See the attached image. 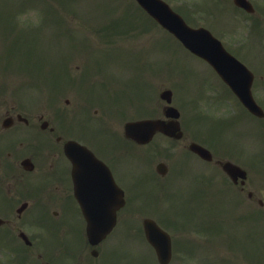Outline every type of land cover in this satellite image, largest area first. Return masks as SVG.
<instances>
[{
    "label": "flooded vegetation",
    "instance_id": "flooded-vegetation-1",
    "mask_svg": "<svg viewBox=\"0 0 264 264\" xmlns=\"http://www.w3.org/2000/svg\"><path fill=\"white\" fill-rule=\"evenodd\" d=\"M67 112L66 108L58 106L38 114L25 112L20 105L0 93V209L5 210L2 212L5 216L12 215L14 211V202L1 196L5 187L27 185L21 192L22 196L30 198H34L33 192L47 188L43 200L41 193V199L34 205L35 212L27 215L23 224V230L30 239L29 250L37 256H42L38 247L42 246V228L46 223L44 215L55 214L56 226L82 220L76 194L79 187L96 186L100 189L101 185L109 187L112 181L117 191L120 188L124 190L126 198V203L117 210V223L137 222L134 221L135 216L128 215L140 211L136 207L140 193L156 167L154 158L143 151V146L127 139L123 130V137L118 135L103 112L98 113L95 109L93 113H88L92 124L100 126L93 133H89L91 128L86 124L75 127L71 121H60L66 118ZM74 112H79V107L74 108ZM21 114L27 120L22 119ZM69 139L88 145L101 161L80 163L75 170L74 163L64 153L65 142ZM104 192L97 199L98 203L105 200ZM92 203H96L94 195ZM58 237L63 238L65 246L72 249L68 254L75 256L78 247L88 245L78 234L64 233L63 227L58 231ZM104 264H111L110 257L104 260Z\"/></svg>",
    "mask_w": 264,
    "mask_h": 264
},
{
    "label": "rangeland",
    "instance_id": "rangeland-1",
    "mask_svg": "<svg viewBox=\"0 0 264 264\" xmlns=\"http://www.w3.org/2000/svg\"><path fill=\"white\" fill-rule=\"evenodd\" d=\"M90 0H78V7L77 11L79 15H90V10L93 15H96L93 19L96 20V23L103 24L104 20H108V17H103L99 14L105 12L106 10L110 9L111 7L115 6V3L110 0H103L97 4L94 5V7H91ZM116 2H118L116 0ZM120 5L118 8L122 10L117 11V13L114 12L112 14V17L114 18H120L123 17V14L126 15V5L129 6L128 2L125 0H119ZM118 2V3H119ZM68 8L74 9L71 4L68 5ZM26 9H38L39 13L42 11V0H0V58H4V61L10 60L12 63H30V64H37L39 66L42 65V58L47 57L49 59L54 58L56 55L53 53V49L56 45L61 46L62 48H69V45H71V42L74 40V36L76 34V30L83 29L85 26H83V22L81 21L80 17H74V19L71 17V15L67 12H65V16L68 19V25L67 23L62 19L64 18V14L59 11V9L54 5H49L48 10L53 15L54 21L49 26V18L47 21L43 22L42 25L39 23V15L36 14L29 15L30 21L25 20L24 22L28 24L29 26L26 28L18 29V25L16 23V15L17 12L21 13ZM75 10V9H74ZM88 10V13L85 11ZM77 14V15H78ZM57 17V19H56ZM62 17V18H58ZM144 17V16H143ZM91 18V17H86ZM132 22V17L125 16L122 25L123 27H127ZM89 23V22H88ZM87 23V24H88ZM94 26H100L96 24H92L87 29L93 28ZM139 26V25H135ZM70 27V28H69ZM15 28L18 30L13 31ZM145 31H137L133 30V33L131 36H127L125 38L117 37L116 40H119L121 42V46H125L128 44L133 43V46H135V49L137 51L145 49V46H149L152 44V37H150L151 31L148 30L145 36ZM158 34V42L156 47V44L154 43V56H159V61L165 63L167 60L165 58H170L169 55H166V52L169 50L170 53L173 55V63L175 62L176 67L173 69V73L176 77V74H179L180 71L177 69H184L186 73V82L191 83V81L196 77V70L193 68H189L184 66L182 62H180V56L186 55L185 52L178 47L176 44L169 42L167 40V34L163 33L159 28H156V32ZM144 37L146 38V42L144 43ZM83 39H86L85 37ZM154 41L156 38H153ZM169 42V47L167 45L163 44V41ZM9 48L11 50H9ZM151 50V49H150ZM149 50V51H150ZM144 52V51H143ZM143 52L139 53L137 56H140L143 54ZM84 57H87L85 55ZM59 58H56L51 63H48L47 70L50 71L52 66L54 64H57L59 61ZM123 60V59H121ZM36 65V66H37ZM1 66V64H0ZM17 67V66H15ZM20 68V67H17ZM38 68V67H37ZM69 68H71V65H69ZM21 70H8L0 72V82L6 85L8 88L14 89L15 94H24V92L34 90L29 95L31 96H37L39 94V89L41 85L40 74H33L26 72L27 70L20 68ZM31 72V71H30ZM72 72H74V69L72 68ZM43 73H47L43 71ZM160 77V75H158ZM174 77V76H173ZM171 75L165 74L163 80L158 81V86H163L168 83H170ZM182 76H179V79H181ZM63 75L59 74V80H62ZM176 79V78H175ZM44 81L42 80V85H44ZM188 85V84H186ZM30 89V90H29ZM158 89V92L161 91V89ZM178 90H181L180 87ZM187 95L192 96V91L187 90ZM8 94V93H6ZM19 103L23 104L25 101L24 97L18 96ZM192 105L195 106L196 100L194 102H191ZM228 113L230 110L227 111ZM245 127V137L243 138L245 147L241 146L238 140L232 139V138H225L221 135V142L222 144L226 143H234L239 148H246L254 149L262 147L263 144L257 145L253 144L247 134V125L246 122H243ZM219 138V137H218ZM220 139V138H219ZM179 153V151H178ZM177 153V154H178ZM193 158V157H192ZM196 162H199L198 159L195 157L193 158ZM261 159V153L260 152H254V160L259 161ZM175 163V162H174ZM203 211V208L199 205L194 206L192 205L190 207V214L193 215L192 221H190V227H201L203 225V221H201V213ZM201 221V222H200ZM248 237V235H247ZM262 237V240H264V236H260L257 232L255 235V238ZM212 247V245L210 246ZM190 249L193 251L196 250V247L190 246ZM207 255L202 256L201 264H207V263H213V264H219V262H222L223 264L227 261L224 258L225 252H216L215 250L211 249L206 252ZM186 257H184L185 259ZM189 260L192 261L193 264H198L200 261L198 257L192 258L189 257Z\"/></svg>",
    "mask_w": 264,
    "mask_h": 264
},
{
    "label": "clouds",
    "instance_id": "clouds-1",
    "mask_svg": "<svg viewBox=\"0 0 264 264\" xmlns=\"http://www.w3.org/2000/svg\"><path fill=\"white\" fill-rule=\"evenodd\" d=\"M32 14H36L38 16L39 10L38 9H28V10H25L24 12L18 13V20H20L23 23L26 20V18Z\"/></svg>",
    "mask_w": 264,
    "mask_h": 264
},
{
    "label": "water",
    "instance_id": "water-1",
    "mask_svg": "<svg viewBox=\"0 0 264 264\" xmlns=\"http://www.w3.org/2000/svg\"><path fill=\"white\" fill-rule=\"evenodd\" d=\"M149 125H151V124H149ZM152 126V125H151Z\"/></svg>",
    "mask_w": 264,
    "mask_h": 264
}]
</instances>
